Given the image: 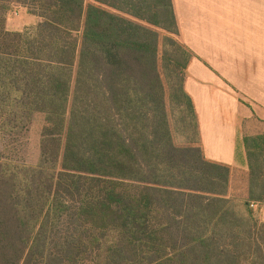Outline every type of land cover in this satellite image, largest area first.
I'll return each mask as SVG.
<instances>
[{
  "label": "trees",
  "instance_id": "1",
  "mask_svg": "<svg viewBox=\"0 0 264 264\" xmlns=\"http://www.w3.org/2000/svg\"><path fill=\"white\" fill-rule=\"evenodd\" d=\"M13 3L39 20L8 30ZM178 37L173 0H0V135L43 116L35 165L0 154V264H264V133L230 197Z\"/></svg>",
  "mask_w": 264,
  "mask_h": 264
},
{
  "label": "crops",
  "instance_id": "2",
  "mask_svg": "<svg viewBox=\"0 0 264 264\" xmlns=\"http://www.w3.org/2000/svg\"><path fill=\"white\" fill-rule=\"evenodd\" d=\"M227 2L230 0H189L187 7L191 3L192 8L182 20L180 3L173 0V5L181 42L197 55L188 65L184 88L194 102L204 155L230 166L228 195L242 201L248 197L249 178L243 137L264 133V37L259 29L249 30L248 23L262 22L256 12H244V27L227 10L222 17L220 10L227 9ZM16 6L18 3H13L6 13L8 30L21 31L39 20L27 11L10 17L9 11ZM238 37L245 41L242 49L227 43ZM229 83L239 90L255 91V106L247 111L238 105L226 89ZM254 212L264 222V204Z\"/></svg>",
  "mask_w": 264,
  "mask_h": 264
},
{
  "label": "rangeland",
  "instance_id": "3",
  "mask_svg": "<svg viewBox=\"0 0 264 264\" xmlns=\"http://www.w3.org/2000/svg\"><path fill=\"white\" fill-rule=\"evenodd\" d=\"M175 1L180 3L181 12L179 19L182 20V18H184L185 15H187L186 10L192 8L191 3L187 7V3L189 0H175ZM209 5L210 4L207 2L205 4L206 8H208ZM194 6L195 7L197 6L196 3ZM224 6L227 9L223 8V10L221 9L222 11L220 10V12L222 13V17L224 16L223 13H226L227 10L228 12H230L229 15L232 16L234 14L235 19L240 21L241 25L239 26L242 27L246 26V25H242L243 22L245 21L244 12L246 13L247 11L249 12V14H254L256 12L258 16H261L260 18L262 19V22L261 24L254 25L255 21L253 20L251 23H248L251 28V29L249 28V30L250 31L252 30V32H254V30H257L259 32L260 30V33L264 37V0H230V2L229 3L227 2L226 5ZM217 13L219 12L217 11ZM246 14L248 15V13ZM258 22L259 20L257 21V23ZM215 31L217 32V28H215ZM191 35L193 36V33ZM178 38L180 41H182L180 34ZM244 42L245 41L241 40L239 37L234 41H227V43L234 44L238 49H242V45L244 44ZM190 50L192 51L193 55L197 57L196 53L192 49ZM211 69L213 70V68ZM226 89H228V92H230L233 95L236 103L242 107H245L247 111L249 110V108L255 106L254 105L255 91L249 88L247 89L243 88V90H239L230 83L228 85V88L226 87ZM42 123H43V116L40 114H35L28 128L20 136L0 135V154L2 155L1 160L16 165L17 164L29 165V166L35 165L39 157L40 133H41Z\"/></svg>",
  "mask_w": 264,
  "mask_h": 264
},
{
  "label": "built area",
  "instance_id": "4",
  "mask_svg": "<svg viewBox=\"0 0 264 264\" xmlns=\"http://www.w3.org/2000/svg\"><path fill=\"white\" fill-rule=\"evenodd\" d=\"M17 9H18V10H17ZM22 10L26 11V7H25L24 5H22V4H18V6H16L15 8H13V9H11V10L9 11V16H10V17H12V16H17L18 14H20V13L22 12ZM257 206H258V204L255 203V202H252V203L250 204V207H251L252 209H254V210L257 208Z\"/></svg>",
  "mask_w": 264,
  "mask_h": 264
}]
</instances>
